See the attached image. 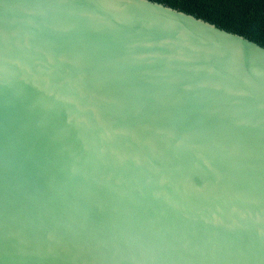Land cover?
Masks as SVG:
<instances>
[{"label":"water","instance_id":"obj_1","mask_svg":"<svg viewBox=\"0 0 264 264\" xmlns=\"http://www.w3.org/2000/svg\"><path fill=\"white\" fill-rule=\"evenodd\" d=\"M0 264H264V46L153 0H0Z\"/></svg>","mask_w":264,"mask_h":264},{"label":"trees","instance_id":"obj_2","mask_svg":"<svg viewBox=\"0 0 264 264\" xmlns=\"http://www.w3.org/2000/svg\"><path fill=\"white\" fill-rule=\"evenodd\" d=\"M264 46V0H153Z\"/></svg>","mask_w":264,"mask_h":264}]
</instances>
